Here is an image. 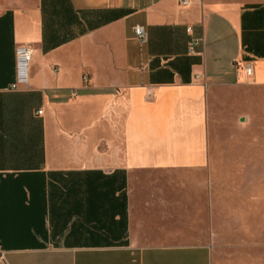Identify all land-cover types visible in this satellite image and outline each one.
Instances as JSON below:
<instances>
[{
	"label": "crops",
	"instance_id": "crops-1",
	"mask_svg": "<svg viewBox=\"0 0 264 264\" xmlns=\"http://www.w3.org/2000/svg\"><path fill=\"white\" fill-rule=\"evenodd\" d=\"M259 89L264 0H0V264H214L199 175Z\"/></svg>",
	"mask_w": 264,
	"mask_h": 264
},
{
	"label": "rangeland",
	"instance_id": "rangeland-1",
	"mask_svg": "<svg viewBox=\"0 0 264 264\" xmlns=\"http://www.w3.org/2000/svg\"><path fill=\"white\" fill-rule=\"evenodd\" d=\"M237 102L213 123L216 154L199 179L216 198L214 264H264V90Z\"/></svg>",
	"mask_w": 264,
	"mask_h": 264
},
{
	"label": "built area",
	"instance_id": "built-area-1",
	"mask_svg": "<svg viewBox=\"0 0 264 264\" xmlns=\"http://www.w3.org/2000/svg\"><path fill=\"white\" fill-rule=\"evenodd\" d=\"M188 0H183V3H187ZM135 33L138 40L142 43L146 42L148 39V33L143 25L135 26ZM203 43L202 38H194L191 40L189 44V52L190 53H198V47ZM34 49L30 43H25L18 45L16 48V80L10 86L11 89L16 90L21 85L29 86V74H30V64L33 58ZM242 68L246 72L248 76H250L253 72L252 65L249 63H244ZM43 113V109H38L37 114L41 115ZM4 257L2 256V259ZM1 264H6L4 260H2Z\"/></svg>",
	"mask_w": 264,
	"mask_h": 264
}]
</instances>
